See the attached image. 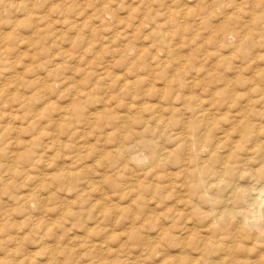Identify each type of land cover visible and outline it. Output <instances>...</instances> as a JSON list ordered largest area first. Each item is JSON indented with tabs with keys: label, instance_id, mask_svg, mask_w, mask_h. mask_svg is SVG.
<instances>
[{
	"label": "rangeland",
	"instance_id": "374dc122",
	"mask_svg": "<svg viewBox=\"0 0 264 264\" xmlns=\"http://www.w3.org/2000/svg\"><path fill=\"white\" fill-rule=\"evenodd\" d=\"M219 1L0 0V264L260 255L246 221L223 219L221 195L194 193L174 160L198 154L189 171L209 187L207 170L231 151L212 157L205 134L264 104V0Z\"/></svg>",
	"mask_w": 264,
	"mask_h": 264
},
{
	"label": "bare ground",
	"instance_id": "6f19581e",
	"mask_svg": "<svg viewBox=\"0 0 264 264\" xmlns=\"http://www.w3.org/2000/svg\"><path fill=\"white\" fill-rule=\"evenodd\" d=\"M221 1V0H220ZM220 1H219V3H220ZM218 2V1H217ZM215 3V2H214ZM222 4H220L219 6H221ZM218 6V5H217ZM254 8V10L256 9L255 7H253ZM256 11V10H255ZM254 11V12H255ZM264 13V12H263ZM259 17H261V16H259ZM263 17V16H262ZM254 18V17H253ZM263 21H261V23H262ZM260 23V22H259ZM141 24V23H140ZM255 24V23H254ZM263 24V23H262ZM259 27H261V26H259ZM263 28V27H262ZM221 29V28H220ZM161 31V30H160ZM216 32V31H215ZM215 32H214V34H215ZM218 32H219V29H218ZM216 34H217V32H216ZM221 34V33H220ZM219 34V35H220ZM217 35L218 36V38L220 37V36H222V35ZM224 35V34H223ZM250 35V34H249ZM248 35V36H249ZM244 36V35H243ZM244 37V38H249V37ZM251 36V35H250ZM216 37V36H215ZM227 37V36H226ZM217 38V37H216ZM221 38H223L224 39V36L223 37H221ZM228 38V37H227ZM233 39V38H232ZM221 40V39H220ZM227 40V39H226ZM193 41V40H192ZM195 41V40H194ZM193 41V42H194ZM228 41V40H227ZM224 42V41H223ZM258 46V45H257ZM244 48V47H243ZM253 48V47H252ZM259 48V47H258ZM248 49V48H247ZM256 56V55H255ZM256 58V57H255ZM261 58V57H260ZM181 65V64H180ZM184 69V68H183ZM178 75V74H177ZM176 75V76H177ZM215 79V78H214ZM181 80V79H180ZM184 80H186V79H184ZM181 82H183V81H181ZM191 82V81H190ZM184 83H185V81H184ZM175 85V84H174ZM185 85V84H184ZM187 85V84H186ZM2 87V86H1ZM4 87V86H3ZM2 87V88H3ZM186 88V87H185ZM188 90V89H187ZM1 91H2V89H1ZM1 91H0V93H1ZM221 92V91H220ZM228 92V91H227ZM14 94V93H13ZM223 94V93H222ZM2 97H5L4 95H1ZM1 96H0V98H1ZM181 96V95H180ZM186 96V95H185ZM15 97V96H14ZM18 98V97H17ZM198 101V100H197ZM205 101V100H204ZM252 101H253V99H252ZM255 101H257V100H255ZM246 102V101H245ZM257 102H259V101H257ZM193 103V102H192ZM237 103V102H236ZM247 103V102H246ZM249 103H251V101L249 100V102H248V104ZM256 103V102H255ZM254 103V104H255ZM183 104H187V103H185V101L183 102ZM190 104V103H189ZM188 104V105H189ZM236 105H239L240 106V104H236ZM235 105V106H236ZM247 105V104H246ZM257 105V104H256ZM256 105H254L253 107H252V105H247L246 107H244V108H242L240 111H239V117H236V118H234V121L232 122V121H228L229 123L231 122V123H233L232 125H230V126H232L231 127V131H222L221 133H220V135L219 136H215L214 134H212V135H208V136H206V134H205V139H203V141L204 142H206V144H209L208 146H211V149L209 148V147H206L207 149L209 148L211 151H210V153H211V155H212V157H214V155H216L217 154V152L218 151H220V150H222V149H225V150H227V148L229 149V151H228V155L225 157H222L221 156V160H219L218 158L220 157L219 155V157L218 158H212V157H210V158H212V160L214 159L215 160V162H213L214 164L212 165V167H210L209 168V170H207L208 171V174H209V178L211 179V181H212V183L211 184H209V187H207V186H205L204 185V183L203 182H206V179L202 182V178H201V172L202 171H199L198 172V175H197V172H190L189 171V169L191 168V166L193 165V164H195L197 161H194L195 159H197V156H198V154H193V153H186L187 154V156H188V158L183 162V161H181L180 162V159L177 157L176 159H174V160H176V162H178V163H182L181 165H182V167H183V173H184V176H185V178L187 179V177H191L192 175H194V176H196L195 177V183H194V189H195V191H193L194 193H199L200 191V189L202 188L203 189V191L204 192H202V194H203V196H205V197H207V196H209V195H207L209 192L208 191H215L216 192V195L217 196H219V195H221V197L222 198H224V199H222L221 197H220V199H218L217 201H219V203L220 202H226V208L225 209H227V207H228V210L227 211H225L224 213H225V215L223 216L224 218L223 219H225L226 217L229 219V217H237V219H236V221H238V218H241L242 217V219H244V221H246L245 223H244V225H247V226H250L251 227V229L250 230H253V232H254V236L256 237V238H261L262 240H263V242H264V195H262L263 194V192H264V104H263V107L259 110L258 108V110H256V108H255V106ZM244 105H242V107H243ZM262 106V105H261ZM195 107V106H194ZM198 107V106H197ZM231 107H233V106H231ZM257 107V106H256ZM185 108V107H184ZM188 108L190 109L191 107H189L188 106ZM200 108H202V107H200ZM187 109V108H186ZM192 110V109H191ZM204 110H206V109H204ZM208 110H210L209 108H208ZM207 110V111H208ZM213 110V109H212ZM232 110V109H231ZM187 111H188V109H187ZM193 111H195V110H193ZM258 111V112H257ZM202 112V111H201ZM211 112V111H210ZM187 113V112H186ZM189 113V112H188ZM187 113V114H188ZM195 113H197L196 111L195 112H193L192 114H193V116H194V114ZM204 113V112H203ZM206 113L207 112H205V115H206ZM243 114V116L245 117H242L240 114ZM198 114V113H197ZM207 114H209V113H207ZM204 115V114H203ZM205 115H204V117H205ZM197 116V115H196ZM232 116H235V115H232ZM236 116H238V115H236ZM122 117V116H121ZM199 117H200V115H199ZM209 117V116H208ZM254 117V119L255 118H257L255 121H253V118ZM127 118H128V116H127ZM194 118V117H193ZM206 119H207V117H205ZM204 118V119H205ZM232 118V117H231ZM126 119V118H125ZM125 119H123V120H125ZM196 119V118H195ZM206 119H205V121H206ZM214 119V118H213ZM249 120V121H246V120ZM189 120H190V118H189ZM198 120V119H197ZM207 120H210V118L209 119H207ZM193 121H195L194 119H193ZM199 121V120H198ZM198 121H197V123H194L195 125L196 124H198ZM201 121V120H200ZM204 121V120H203ZM122 122V121H121ZM208 122V121H207ZM212 122H214V121H212ZM119 123V122H118ZM126 123H128V121L126 122ZM200 123H202V122H200ZM230 123V124H231ZM122 124V127H123V125L125 124H123V123H121ZM141 124V123H140ZM145 124V123H144ZM191 124V123H190ZM205 124H206V122H205ZM119 125V124H118ZM207 125V124H206ZM205 125V127H207ZM213 126L215 125L214 123L212 124ZM144 126V125H143ZM199 126V125H198ZM203 126H204V122H203ZM211 126V125H210ZM216 126H217V124H216ZM197 127V126H196ZM195 127V128H196ZM212 127V126H211ZM218 127H220V130H221V126H217V128ZM226 127V126H225ZM228 127V126H227ZM133 128V127H132ZM146 128V127H145ZM192 128H193V126H192ZM201 128V127H200ZM209 128V127H208ZM216 127H214V129H215ZM217 128H216V130H217ZM150 129H152V128H150ZM181 129V128H180ZM186 129V128H185ZM202 129H203V127H202ZM210 129V128H209ZM212 129H213V127H212ZM211 129V131L213 132V130ZM15 130V129H14ZM184 130V129H183ZM189 130V129H188ZM187 130V131H188ZM191 130V129H190ZM198 130H200V129H198ZM197 130V131H198ZM203 130H205V128L203 129ZM146 131V130H145ZM144 130H143V132H145ZM148 131H150V130H147V132ZM210 131V130H209ZM233 131V132H232ZM129 132V131H128ZM193 132V131H192ZM200 132V131H199ZM228 132H232V133H237V134H239V140H237V145L235 146V147H232L231 148V146H228L227 145V141L229 140V139H232V137H231V135L228 133ZM140 133V132H139ZM146 133V132H145ZM145 133H143V134H145ZM149 133V132H148ZM181 133V132H180ZM184 133V132H183ZM206 133H209V132H206ZM138 134V133H137ZM141 134V133H140ZM187 134V133H186ZM195 133H193V135H194ZM210 134V133H209ZM177 135H179V134H177ZM198 135V134H197ZM233 135H236V134H233ZM145 136V135H144ZM182 136V135H181ZM201 136V135H200ZM202 136H203V134H202ZM202 136H201V139H202ZM180 136H177V138H179ZM187 137V136H186ZM196 137V136H195ZM197 138V137H196ZM233 138H234V136H233ZM200 139V138H199ZM201 139H200V141H201ZM178 140V139H177ZM181 140L182 139H180L179 138V141L181 142ZM183 140H185V139H183ZM196 140V139H195ZM234 140V139H233ZM136 141V140H135ZM143 141V140H142ZM141 141V143H142V145L144 146V147H147V141L146 142H142ZM186 142H187V140H185ZM199 141V142H200ZM203 141H202V143H203ZM184 142V141H183ZM182 142V145L184 144ZM189 142H191V141H189ZM144 143V144H143ZM197 143V142H196ZM196 143H193V144H196ZM201 143V142H200ZM199 143V144H200ZM10 144V143H9ZM140 145V142L138 141L137 142V145ZM187 144V143H186ZM189 144V143H188ZM191 144V143H190ZM189 144V145H190ZM204 144V143H203ZM229 144H230V142H229ZM154 145V144H153ZM157 145V144H156ZM182 145H179V146H182ZM198 145V144H197ZM152 146V145H151ZM183 146H185V144L183 145ZM193 146V145H192ZM195 146V145H194ZM205 146H207V145H205ZM205 146H203L204 148H205ZM150 147V146H149ZM154 147V146H153ZM159 147V146H158ZM187 147V146H186ZM189 147H191V146H189ZM197 147V146H196ZM152 148V147H151ZM188 148V147H187ZM201 149H202V147H200ZM182 149V148H181ZM184 149H185V147H184ZM233 149H236L235 151H232ZM237 149H238V153H237ZM152 150H154V149H152ZM152 150H150L152 153H154ZM188 150H190V148L188 149ZM194 150V149H193ZM202 150H204V149H202ZM201 150V151H202ZM155 151V150H154ZM183 151V150H182ZM186 151H187V149H186ZM185 151V152H186ZM201 151H199V152H201ZM148 152V151H147ZM189 152V151H188ZM198 152V153H199ZM197 153V152H196ZM149 154H150V152H149ZM181 154H183V153H181ZM152 155V154H151ZM176 155V154H175ZM174 155V156H175ZM200 155V154H199ZM210 155V154H209ZM208 155V156H209ZM210 155V156H211ZM154 156V155H153ZM166 156V155H165ZM185 156V155H184ZM203 156V155H202ZM207 157V156H206ZM217 157V156H216ZM205 158V157H204ZM209 157H207V159H208ZM171 160V159H170ZM210 160V159H209ZM234 161V162H233ZM202 163L204 162V161H201ZM235 162H237V164L235 163ZM177 164V163H176ZM209 164V163H208ZM163 165V164H162ZM165 165V164H164ZM179 165V164H178ZM180 165V166H181ZM199 165V164H198ZM204 165V164H203ZM207 165V164H206ZM206 165H204V167H206ZM216 165H219V168H220V171H217V169H216ZM209 166V165H208ZM1 167V166H0ZM202 167V166H201ZM200 167V168H201ZM204 167H202L203 168V171L205 172L206 171V169H208L207 167L204 169ZM197 168H199V167H197ZM1 169V168H0ZM219 170V169H218ZM34 172V171H33ZM43 172H44V170H43ZM179 174V173H178ZM181 174V173H180ZM179 174V175H180ZM42 175V174H41ZM183 175V174H182ZM203 175V174H202ZM39 176V175H38ZM44 176V175H43ZM46 176V175H45ZM41 177V176H40ZM208 177V176H207ZM39 178V177H38ZM184 178V177H183ZM184 178V179H185ZM194 178V177H193ZM41 179H44V178H41ZM56 179H58V178H56ZM55 179V180H56ZM59 180V179H58ZM192 180V179H191ZM39 181V180H38ZM180 181H182V178H181V180ZM187 181V180H186ZM189 181V183L191 182L192 183V181H190V180H188ZM209 182V181H208ZM186 183V182H185ZM184 186V185H183ZM193 186V185H192ZM178 187V186H177ZM189 187V186H188ZM182 188V187H181ZM184 188V187H183ZM215 188V189H214ZM185 189V188H184ZM193 189V188H192ZM191 189V190H192ZM206 189V190H205ZM187 191H189V193H190V188H189V190H187ZM253 191H258V193L260 194V195H258L257 197H259V198H262L261 199V201L258 203V199H256V198H254L253 197V195H252V193H255V192H253ZM214 194V193H213ZM257 193H255V195H256ZM198 195V194H197ZM211 195H212V193H211ZM216 195H214V196H216ZM261 195H262V197H261ZM201 197V196H200ZM200 197H199V199H200ZM210 197V196H209ZM190 199H191V196L189 197ZM195 198V197H194ZM194 198H193V200H194ZM208 198V197H207ZM211 198V197H210ZM217 198V197H216ZM196 199V198H195ZM201 200V199H200ZM208 200H209V198H208ZM203 201V200H202ZM213 201V200H212ZM216 201V202H217ZM204 202H206V201H204ZM189 203V202H188ZM192 203V202H191ZM207 203V202H206ZM219 203H217L218 205H220ZM212 204V203H211ZM196 205V204H195ZM191 205L192 207L194 206V207H198V205ZM256 205V206H255ZM252 206H254V207H256V208H254V209H256L255 211H253V210H251L252 208ZM215 206L213 205V208H214ZM187 209V208H186ZM215 209V208H214ZM197 210V209H196ZM199 210V209H198ZM211 210V209H210ZM204 211V210H203ZM218 211V210H217ZM224 211V210H223ZM223 211H222V213H223ZM205 212V211H204ZM204 212H201V213H203L204 214ZM219 212V211H218ZM207 213V212H206ZM216 213V212H215ZM196 214V213H195ZM199 214H200V210H199ZM198 214V215H199ZM208 214V213H207ZM252 214V217H249L250 215ZM197 215V214H196ZM202 215V214H201ZM209 215V214H208ZM213 215V214H212ZM219 215V214H218ZM221 215V214H220ZM206 216V215H205ZM204 216V217H205ZM204 217H201V218H204ZM206 217H209V216H206ZM215 217V216H214ZM210 219H211V217H209ZM209 218H207V219H209ZM234 218V219H235ZM209 219V220H210ZM220 219V218H219ZM197 220V219H196ZM202 220V219H201ZM216 220V219H215ZM218 220V219H217ZM222 220V219H221ZM221 220H219V221H221ZM230 220V219H229ZM177 221V220H176ZM179 221V220H178ZM228 221V220H227ZM202 222H203V220H202ZM208 222H210V221H208ZM213 223V222H212ZM215 223V222H214ZM217 223H219L218 221H217ZM249 223H250V225H249ZM216 224V223H215ZM214 224V225H215ZM220 224V223H219ZM241 224V223H240ZM195 225V224H194ZM224 225V224H223ZM187 227V226H186ZM211 227V226H210ZM213 227V226H212ZM215 227V226H214ZM239 227V226H238ZM246 227V226H245ZM190 228V227H189ZM194 228V227H193ZM225 228V227H224ZM182 229V228H181ZM195 229V228H194ZM193 229V230H194ZM226 229V228H225ZM231 229V228H230ZM235 229V228H234ZM211 230V229H210ZM213 230V229H212ZM216 230V229H215ZM219 230H220V228H219ZM224 230V229H223ZM248 230V229H247ZM218 231V230H217ZM216 231V232H217ZM213 232V231H212ZM225 232H226V230H225ZM248 232V231H247ZM164 233V232H163ZM212 234V233H211ZM223 234V233H222ZM252 234V233H251ZM216 235H217V233H216ZM206 236V235H205ZM10 237V239H11V236H9ZM217 237V236H216ZM254 237V238H255ZM198 238V237H197ZM230 238V237H229ZM9 239V240H10ZM14 239V238H13ZM192 239H194V238H192ZM197 240V239H196ZM231 240V239H230ZM256 240V239H255ZM11 241V240H10ZM245 241V240H244ZM248 241V240H247ZM255 242V241H254ZM259 242H261V241H259ZM13 243H15L14 241H13ZM34 243V242H33ZM205 243V242H204ZM207 243H208V241H207ZM215 244V243H214ZM242 244H244V243H242ZM254 244V243H253ZM256 244H258L257 243V241H256ZM256 244L255 245H253V246H256ZM263 244V243H262ZM262 244H260V246L262 245ZM205 245V244H204ZM206 246H207V244H206ZM205 246V247H206ZM259 246V245H258ZM257 246V247H258ZM263 246V245H262ZM20 248V247H19ZM213 249V248H212ZM211 249V250H212ZM249 250V249H248ZM253 250V249H252ZM200 251H202V250H200ZM204 251V250H203ZM205 251H206V249H205ZM207 251H208V253H209V251L210 250H208V248H207ZM231 251V250H230ZM260 252V255L259 254H257V253H255L254 251V253L253 252H249V253H246V257H244V264H264V246L263 247H261V250H259ZM248 252V251H247ZM19 253H20V251H19ZM203 253V255L204 254H206V253H204V252H202ZM228 253V252H227ZM11 254V253H10ZM202 255V256H203ZM207 255V254H206ZM232 255V254H231ZM15 256V255H14ZM16 257V256H15ZM226 257V256H225ZM232 257V256H231ZM12 258V257H11ZM14 258V257H13ZM227 258V257H226ZM233 258V257H232ZM232 258H231V260H232ZM243 258V257H242ZM210 259V258H209ZM235 259H238V257H236ZM233 260H234V258H233ZM28 261V260H27ZM4 263L5 261H1V263ZM233 263V262H232ZM7 264V263H6ZM208 264V263H207ZM229 264H230V262H229ZM234 264V263H233Z\"/></svg>",
	"mask_w": 264,
	"mask_h": 264
}]
</instances>
